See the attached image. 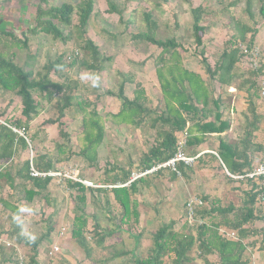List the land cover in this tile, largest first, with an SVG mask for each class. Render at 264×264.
I'll return each mask as SVG.
<instances>
[{
    "label": "rangeland",
    "instance_id": "obj_1",
    "mask_svg": "<svg viewBox=\"0 0 264 264\" xmlns=\"http://www.w3.org/2000/svg\"><path fill=\"white\" fill-rule=\"evenodd\" d=\"M93 2L87 36L98 46L101 58H109L102 61L100 71L80 64L81 60H86L87 55L83 49V40L75 33L74 25L77 22L75 14L72 16V25L59 26L66 41L44 34L36 36L28 34L26 37L29 40V49H25L17 43L16 38L29 28H7L14 39H5L0 35L2 54L9 56L15 63L33 70L35 75L43 74V66L48 61L59 58L62 61V68L50 73L51 80L56 82L70 80L72 87L75 85L72 94L77 97L73 99V103L82 100L90 104L88 110L94 107L104 126V139L97 150V160L90 165L78 153L84 146L82 114L76 107L66 112L63 121L70 136L67 152H72V155L68 160L55 164L53 180L47 190L35 196L31 202L23 201V194L17 185L14 190H10L7 184L0 180V196L17 203L22 210L17 218L21 235L36 241L45 236L48 228L53 225L52 233L44 237L37 248L38 264H133L135 258H145L149 254L153 245L152 235L160 226L172 222L175 230L180 229L184 218V202L187 198L204 196L208 207L212 205L220 208H226L228 205L237 207L241 205L248 188V182L245 180L229 181L219 165L221 164L219 160L212 157L210 151H215L217 146L215 138L206 140V146H202L197 152L206 150L209 153L202 155L198 161L194 160L191 168L184 170V174L174 176L170 170L162 169L142 175L145 170L140 168L141 160L155 144V131L169 129L170 125L158 122L156 128L151 126L156 114L164 111L155 72V59L160 49L147 42L134 40L132 35L147 30L143 13L149 12L157 24L154 29L155 38L174 39L180 46L177 53L182 67L197 72L205 81L209 96L205 106L207 111L205 118L210 119L215 115L212 101L219 97L222 111L224 106L230 108V118L234 126L232 134L237 137L238 134H242L238 123H241L243 118L233 104L240 101L239 90L235 88L240 84V80H235L232 87H226L219 84L216 80L218 78L208 79L199 55L201 47L195 46L192 38L191 9L197 6L203 8L200 25L204 29L201 37L206 64L213 68L225 46L231 43L238 53L236 74L246 77L253 69L248 65V61H245L246 58H241L240 45L256 48L259 57L264 60V15L259 13L258 0H252L251 16L246 11V0H115L121 11V19L115 13L108 12L105 0ZM62 3H72V0H52L50 5L59 6ZM34 11L35 9L33 16ZM30 16V13L23 15L27 20L25 25H28ZM71 52H77L75 56L78 57L69 60ZM166 60L169 61L168 56ZM87 62H90L88 58ZM174 71L177 75L178 71ZM164 72V79L170 81L168 69ZM89 74L98 76L97 86H92ZM125 77H130L131 81L124 82V95L132 99L135 88L141 86L146 98L144 106L156 112L145 118L138 126L120 123L113 117L121 109V100L117 97V92ZM257 77L255 80L260 94L261 87H264V68ZM35 97L38 103L37 113L29 123L27 131H24V136L27 138L32 136L33 141L27 150L16 153L18 162L37 154H47L54 161L57 156L56 145L64 143L58 135L56 125L44 124L46 120H54L57 117L55 100L49 103L39 96ZM258 101L263 117L255 138L264 146V98L260 97ZM20 109V101L15 94L0 91L1 121L23 120ZM192 151L196 152L195 147L188 148L187 153L193 154ZM263 156L255 163H261ZM122 170L131 172L125 184L132 177L140 176L136 179L137 191L131 196L134 213L128 219L122 218L121 209L109 191L112 186H120L115 180L122 175ZM139 178L142 181H139ZM65 179L81 182L88 188L95 190L102 188L107 191L109 204L103 205L100 201L105 199L96 191L84 192L86 197L84 210L88 218L84 236L88 243V255L70 236L75 211L73 196L76 195V191L67 187ZM257 209L264 213V203ZM210 217L208 221L213 222L223 218L216 213ZM226 217L231 218L232 213L226 214ZM95 221L99 222L101 231L106 235L101 246L94 244L92 224ZM257 225L261 226L262 223ZM63 227L67 233L61 236L59 232ZM10 229L11 224L0 206V238L12 246L16 244L19 255L27 264L31 255L30 248L18 243ZM188 230L192 232L191 229ZM188 230L186 231L189 232ZM54 246L58 248L57 251L53 250ZM10 248L11 246L0 243V264H15V254L10 252ZM121 250L128 251L129 254L113 257ZM197 254L195 251V256ZM207 259L208 264L218 263L214 255H209ZM194 264L205 263L196 257Z\"/></svg>",
    "mask_w": 264,
    "mask_h": 264
},
{
    "label": "trees",
    "instance_id": "obj_2",
    "mask_svg": "<svg viewBox=\"0 0 264 264\" xmlns=\"http://www.w3.org/2000/svg\"><path fill=\"white\" fill-rule=\"evenodd\" d=\"M105 2L108 12L115 13L121 19V11L115 0H105ZM258 2L260 4L259 13L264 15V0H258ZM93 3V0H72V3L48 6L49 0H40L34 13L33 26L25 32H21L19 38H16L18 40L17 43L23 48L29 49V40L26 37L28 34L33 36L44 34L54 39L66 41L59 26L72 25V16L75 14L77 17V22L74 25L75 33H78L79 39L83 40V49L90 61L87 62L86 58V60H81L80 64L89 69L100 71L102 61L109 60V58H101L98 46L87 36V27L93 12ZM251 7L252 0H246V11L250 16L252 15ZM202 14L203 8L201 6L191 9L193 41L195 46L201 47L199 55L201 63L205 66V73L208 79L215 80L218 78L216 80H218L219 84L226 87H232L235 80H240V84L235 86V88L244 92L245 95L244 103L246 109L243 113L242 134L236 140H229L225 135L223 136V133L229 129V123L227 120L222 119L219 97L212 101L215 109L213 120L205 121L207 113L205 106L209 99L205 81L198 73L190 71L184 66L182 67L179 60L180 56L177 53L180 46L174 39L158 40L155 38L154 29L157 24L149 12H144L143 21L147 30L132 35V39L147 42L160 49L155 59V72L162 94L164 111L156 114V112L144 106L146 98L144 89L141 86L135 88L132 99L127 98L124 95L123 84L131 81V78L125 77L117 92V97L121 100V109L113 115L120 123L138 126L145 118L150 117L151 114H156L151 121L153 128H156L158 122L170 125L169 129H157L155 131V144L143 156L140 167L142 170H148L173 156L176 151L177 140L188 122H190V125L187 128L186 154L191 156L199 154L197 151H192L193 154H189L187 150L190 147L206 143L208 138H215L217 144L215 152L224 168L231 174L244 175L250 172L258 165L255 163L256 160L264 154L263 144L254 141L263 117L258 101L261 96L255 79H258L257 75L264 68V60L260 58L258 68L250 71L248 76H238L235 71L238 53L234 45L230 43L225 46L219 61L211 68L206 64V59L203 57L204 49L201 35L204 29L200 25ZM0 35L5 39H14L12 33L7 30L0 29ZM246 48L252 49L250 46H246ZM75 53L71 52L68 59L77 58L78 56L75 55L78 53ZM166 56H168L169 61L166 60ZM168 62L171 63L168 64ZM61 63L62 61L59 58L48 61L43 66V74L35 75L33 70L15 63L9 56L3 55L0 51V91L13 93L19 98L20 115L23 118V120L4 121L6 125L0 124V180L4 181L10 190H14L17 185L21 190V194H23L22 199L24 202H31L35 196L46 191L53 180L52 175H46L45 177L30 176L31 165L36 171L41 173L55 172V164L68 160L70 155H72V152H67L69 150L68 141L70 136L65 130L63 121L66 112L70 108L76 107V110L82 114L84 146L78 153L90 165L97 160V150L104 139V126L96 109L93 107L88 110L90 104L82 100H77L73 103V99L77 98L72 94L75 85L72 87L70 80L64 82L51 80L50 73L62 68ZM167 69L170 73V81L165 80L163 77L164 71ZM174 70L178 71L177 75ZM35 96H39L49 103L55 100L57 117L54 120H46L44 124L56 125L58 135L64 143L56 145L57 156L54 161L47 154H37L34 157L32 156L31 160L26 159L18 162L16 153L20 150H27L33 141V137L27 138L25 136L24 138L13 131V128L27 131L29 123L37 113L38 103L35 100ZM213 134H215L214 137H212ZM65 143L67 144L65 145ZM204 154L206 155V153L201 154L195 161L200 160ZM212 157L215 158L213 155ZM219 165L223 170V166ZM13 167L16 168L14 169ZM190 167H185L182 163H179L178 171L180 174H184V170H188ZM121 173L122 175L115 180L121 186H112L109 191L113 196V200L121 209L122 218L128 219L134 213L131 205V196L137 191V180L124 185L128 181L131 172L122 170ZM228 180L234 181L230 178ZM65 181L69 189L76 191V195L73 196L75 211L70 236L88 255V243L84 236V231L88 224V218L84 210L86 201L84 192L86 190L91 193L96 191L104 197L105 200L100 201V204L103 205L109 204L106 196L107 191L102 188H97V190L88 188L81 182L71 179H65ZM139 181L142 180L140 179ZM245 181L248 182V188L244 193V199L240 206L228 205L226 208H220L212 205L208 207L206 198L204 196L200 197L203 205L197 208L196 218L201 220L202 223L189 225L184 215L183 223L179 230L174 229V223L172 222L160 226L152 235L153 245L149 254L145 258H135L133 264H194L196 257L202 260L203 263L208 264L207 257L209 255L216 256L218 259L217 264H247L249 261L245 258V255L248 248L257 247L258 250L264 251V213L257 209L261 203L258 199L256 183L249 181V179H245ZM0 206L11 224L10 231L16 236L18 243L30 248L31 255L27 264H38L37 248L44 237L52 233L54 230L53 225L48 228L47 233L42 238L36 241L30 240L20 234L21 228L17 220L22 211L20 206L1 196ZM213 213L221 215L223 218L218 222L208 221ZM228 213H232L231 218L226 217ZM257 223H262V225L259 226ZM92 228L94 244L101 246L106 235L101 231L98 221L93 222ZM220 229L234 231L236 239L227 238L220 232ZM109 234L107 233V235ZM0 243L2 242L0 241ZM10 250V252H14L15 264H17L21 255L18 253L16 244H13ZM195 251L198 253L197 256H195ZM128 254V251L121 250L115 253L113 257L116 258ZM22 264H25L24 259Z\"/></svg>",
    "mask_w": 264,
    "mask_h": 264
},
{
    "label": "built area",
    "instance_id": "obj_3",
    "mask_svg": "<svg viewBox=\"0 0 264 264\" xmlns=\"http://www.w3.org/2000/svg\"><path fill=\"white\" fill-rule=\"evenodd\" d=\"M240 49V54H241V58H246L245 61H248V65L250 66L251 69L256 70L259 66V52L256 50V48L253 49H247L246 46L244 45H240L239 46ZM260 95L262 98H264V87H261L260 89ZM0 124H4V121L0 120ZM13 131H15L16 133H18L20 136L24 137V129H14ZM188 137V132H187V128H185L183 130V132H181L178 140H177V146H176V151L173 154V156L171 158H169L168 160H166L165 162L162 163H158L155 166L151 167L148 170H145V172L142 174H149L152 172H157L159 170L162 169H168L173 173L176 174H180L178 171V164L182 163L184 166H192V163L194 162V160L200 155L197 154L195 156H187L185 154V147H186V139ZM212 154H214L216 157L217 154L214 151H210ZM32 157H30L31 160ZM221 163V162H220ZM222 165V163H221ZM223 166V165H222ZM223 170L225 175L232 179V180H238V181H242L245 179H249V181L251 182H255L257 185V190H258V199L260 201V203H264V156L262 158V162L259 163L258 165H256L250 172L244 174V175H240V174H231L230 172H228L224 166H223ZM52 172H48V173H41L36 171L32 165L30 166V176L32 177H45L46 175H52ZM138 176L132 177L131 180H129V182L127 184L124 185H128L130 182L136 180ZM121 186V185H120ZM203 205V201L201 198H197V197H189L186 199V201L184 202V215H185V219L187 221V223L193 224V223H197V224H201L202 221L199 220L198 218H196V210L198 207H201ZM220 232L222 234H224L227 238L229 239H236V233L234 231H225L220 229ZM66 233V229L63 227L60 230L59 235H65ZM0 241L2 243H4L7 246H12V244H10L9 242H6L5 239L0 238ZM54 251H57L58 248L56 246L53 247ZM23 259L20 256L19 257V262L17 264H22Z\"/></svg>",
    "mask_w": 264,
    "mask_h": 264
},
{
    "label": "crops",
    "instance_id": "obj_4",
    "mask_svg": "<svg viewBox=\"0 0 264 264\" xmlns=\"http://www.w3.org/2000/svg\"><path fill=\"white\" fill-rule=\"evenodd\" d=\"M51 1L52 0H49L48 6L50 5ZM39 3H40V0H0V29H4V30H6L7 28H9V29H22V28L27 29V28H29L30 29L33 26V17H34L33 16V10L34 9L36 10ZM28 13H30L31 16H30L28 25H25L27 20H25L23 18V15L28 14ZM184 68H186V67H184ZM190 71H192V70H190ZM239 96H240V101L234 103L233 106H234L235 110L239 111L238 114H240L242 116V118L244 119L243 113L246 109V105L244 103V96H245L244 92L239 91ZM226 107L224 106V110H223L224 112L222 111V109L220 107V110L222 111V119L227 120V122L229 123V129L223 133V136L225 135L229 140H236L240 136V134H238L237 137L233 136L232 128L234 126H233V122L231 121V118H230V108H228L229 106H226ZM213 117L214 116H211L210 119H205V121H211V120H213ZM243 119H242L241 123L240 122L238 123V126H239L241 133H242V127H243ZM188 125H190V122L187 123L186 128H188ZM214 135L215 134H213L212 137H214ZM187 139H188V137H187ZM254 141L258 142L257 138H255ZM205 144L206 143H203L199 146H196L195 150L196 151L201 150L202 146L203 147L206 146ZM186 145H187V141H186ZM203 153H209V151L204 150V151L199 152L200 155ZM185 154H186V152H185ZM212 155L215 156L214 154H212ZM187 156H191V155H187ZM216 158L219 160V163H220L221 161H220L219 157H216ZM247 250L248 251L246 252V255H245V258H247L249 261L247 264H264V251L258 250L257 247H255L253 249L248 248Z\"/></svg>",
    "mask_w": 264,
    "mask_h": 264
},
{
    "label": "clouds",
    "instance_id": "obj_5",
    "mask_svg": "<svg viewBox=\"0 0 264 264\" xmlns=\"http://www.w3.org/2000/svg\"><path fill=\"white\" fill-rule=\"evenodd\" d=\"M89 78L92 80V86H97L99 83L98 76H95L94 74H89Z\"/></svg>",
    "mask_w": 264,
    "mask_h": 264
}]
</instances>
